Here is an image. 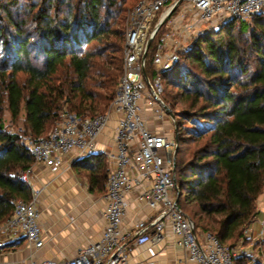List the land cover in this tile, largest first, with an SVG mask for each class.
Returning <instances> with one entry per match:
<instances>
[{
	"label": "trees",
	"instance_id": "trees-1",
	"mask_svg": "<svg viewBox=\"0 0 264 264\" xmlns=\"http://www.w3.org/2000/svg\"><path fill=\"white\" fill-rule=\"evenodd\" d=\"M57 2L53 14L42 6L31 16L32 30L1 6L15 31L0 26L7 51L1 61L0 107L6 99L17 118L23 104L35 137L49 132V124L59 120L66 105L80 115L106 112L123 71V34L114 50L118 56L108 54L114 33L104 22L105 0ZM263 13L251 17L256 20L252 30L248 19H234L201 32L188 51V61L173 68L180 81H170L182 90L188 106L184 115L207 125L198 132L199 145L189 151V158L180 164L176 160L179 206L183 197L194 203L191 214L180 207L198 228L224 243L244 237L258 216L256 203L264 190V19L257 17ZM152 51L155 43L148 55ZM33 162L26 143L7 131L0 119V223L12 215L17 201L32 199L23 173ZM99 166L103 171L92 176L98 185L108 176L106 165ZM262 252L264 256V248Z\"/></svg>",
	"mask_w": 264,
	"mask_h": 264
},
{
	"label": "built area",
	"instance_id": "built-area-1",
	"mask_svg": "<svg viewBox=\"0 0 264 264\" xmlns=\"http://www.w3.org/2000/svg\"><path fill=\"white\" fill-rule=\"evenodd\" d=\"M138 0L127 16L123 71L109 109L101 114L65 113L43 136H30L25 142L35 163L58 171L66 156L72 153L87 156L98 151L100 135L116 114L114 131L115 166L106 179L105 222L100 241L82 248L65 264H134L127 244L158 241L169 225L176 244L185 250L183 264H236L240 249L224 243L216 234L204 232L179 206L180 190L176 179V157L172 155L174 135L150 128L145 110L153 121L162 122L168 115L162 98V73L179 62L178 50L167 49L171 31L161 34L164 27L179 32L185 38L197 24L214 21L246 20L264 12V0ZM179 4V5H178ZM168 21L159 24L174 7ZM189 17L187 22H184ZM184 24V26H183ZM154 36L153 65L157 75L151 78L144 53L148 40ZM151 45V46H152ZM146 74H145V73ZM144 102V105H143ZM169 106V105H168ZM170 107V106H169ZM176 170V169H175ZM30 170L23 175L25 180ZM137 192V201L155 211L136 222L134 231L124 230L128 196ZM33 194L30 201H17L12 215L0 223V239L25 237L34 248L44 245L39 208ZM264 236V230L259 234ZM149 252L155 255L151 247ZM32 264H55L52 261ZM147 264H156L150 260Z\"/></svg>",
	"mask_w": 264,
	"mask_h": 264
},
{
	"label": "crops",
	"instance_id": "crops-1",
	"mask_svg": "<svg viewBox=\"0 0 264 264\" xmlns=\"http://www.w3.org/2000/svg\"><path fill=\"white\" fill-rule=\"evenodd\" d=\"M167 49H173L170 41ZM144 115L152 130L171 134L168 129L170 122L165 120L155 123L149 110H145ZM117 118L116 114L111 116L107 128L98 139L96 153L78 156L74 152L65 157L58 171L33 162L25 181L32 188L33 194H37L44 245L34 248L25 237L5 241L0 239V246L14 250L3 255L0 253V264H32L44 261L65 264L82 248L101 240L105 227L102 211L106 205V179L104 184L98 185L92 183V176L100 175L99 172L103 171L99 166L101 162L106 165L107 175L115 166L114 131ZM26 172L27 170L23 175ZM128 197L124 230L132 233L137 221L148 218L155 211L137 201V192L130 193ZM257 202L258 216L245 231L250 236H258L264 229V190ZM23 242H27L24 247L21 246ZM151 247L155 250L154 256L149 252ZM127 251L134 264H147L150 260H155L156 264H183L186 256L185 250L176 244L169 225L158 241L143 245L130 241Z\"/></svg>",
	"mask_w": 264,
	"mask_h": 264
},
{
	"label": "rangeland",
	"instance_id": "rangeland-1",
	"mask_svg": "<svg viewBox=\"0 0 264 264\" xmlns=\"http://www.w3.org/2000/svg\"><path fill=\"white\" fill-rule=\"evenodd\" d=\"M64 1V0H60ZM115 4L110 5L109 0H105L106 7L102 8V13L105 17V23L108 27V29L113 32L114 34L110 35L109 41L111 42V49L108 54L113 56H118L114 50L119 45V36L121 37V34H123L124 37V30L126 26L127 16L133 6L138 2V0H114ZM57 0H17L16 4H13V0H0V26L6 25L10 32H13L14 34V26L12 21L10 20L9 16L3 11L2 5L8 7V11L12 14L13 19L16 21H26L28 22V25L25 27L29 30H32L33 27L31 23L29 22L31 19V16L35 14V12L41 8L42 6L48 7L49 12L51 14L54 13V6L57 5ZM35 4L36 8L32 9L31 5ZM64 7V6H63ZM65 8V7H64ZM66 16V14H61L60 17L63 18ZM258 18L264 19V13L262 15L257 16ZM246 20L250 24V30L252 28L256 27V20L255 18H247ZM189 20V17L186 18L184 22H187ZM11 21V22H10ZM8 24V25H7ZM222 21H214V22H208V23H200L197 24V27L194 29L193 33L187 38H185L184 35L180 34L179 32H174L167 27L161 31V34L170 32L172 33V37L170 39L171 45L173 46V49L176 47L178 50V56H179V62L177 63H184L188 61L187 55L188 51L193 47L194 43L196 42L197 38L199 37V34L204 31H209L213 28H218L221 26ZM239 23L236 22L235 27L232 29L233 32L237 31ZM184 26V24H183ZM220 28V27H219ZM96 45L97 42H94ZM123 44V43H122ZM121 44V45H122ZM5 44L0 41V70L3 68V65L1 63L3 57L7 55V51L5 49ZM37 54L35 53L34 56ZM152 56L153 51L149 53L148 55V70L151 71V78L154 79V77L157 75V67L153 65L152 62ZM39 60L41 61L42 58L39 57ZM162 87H163V94L162 98L163 100L170 106V108L174 109L175 112V120L171 119L169 115L165 117V120L163 122H170V126L168 129L170 130L171 135H174L178 137L179 139V149L176 154V160L180 164L181 160L188 159L189 158V151L193 150L196 146L199 145L197 142V134L198 132L204 130L207 128V125L203 123L204 121L202 119H189V114H187L183 111L188 110V106L184 104V99L181 98V88L178 86H174L170 83L171 80L177 79L179 74H177L176 69H170L165 71L162 75ZM25 75L20 73L19 79L23 81ZM180 84V83H179ZM0 119L5 125V129L11 133L18 134L23 142H26L28 138H30V131L28 129L27 121H26V111L24 109V105L22 104L20 114L17 118H13L12 113L9 109L8 102L5 99L2 103V106L0 107ZM109 109V107L106 109V111ZM73 109H70L69 105H66L64 109L61 111L59 120L63 118V115L65 113H75L73 112ZM105 111H99V112H87V115H97L101 114ZM57 120V121H59ZM51 122L49 124L48 131L55 125L57 122ZM157 123V122H156ZM167 128V127H166ZM176 148V147H175ZM175 148L172 152V155L175 156ZM181 207H183L189 214H191V210H193L194 203H189L184 201V197L181 200ZM256 208H258V202L256 203ZM262 227V226H259ZM260 230V228H259ZM264 230V229H263ZM263 241L264 236L260 237L258 236H250L249 232L245 233L244 237L238 239L235 242H227V244H230L231 246L238 247L240 249V256L237 259V264H264V256H263ZM27 242H23L21 244L22 247L26 246ZM14 250H12L9 247H2L0 246V253L1 255L10 253Z\"/></svg>",
	"mask_w": 264,
	"mask_h": 264
},
{
	"label": "water",
	"instance_id": "water-1",
	"mask_svg": "<svg viewBox=\"0 0 264 264\" xmlns=\"http://www.w3.org/2000/svg\"><path fill=\"white\" fill-rule=\"evenodd\" d=\"M181 2H182V0L179 2V4H180ZM179 4H178V5H179ZM178 5H177L176 7H174V9H173L169 14H167V15L164 17V19L162 20V22L159 24L158 28L162 27V26L168 21L170 14H171L174 10L177 9ZM153 40H154V36H151V37L149 38V40H148V43H147V46H146V50H145V53H144V56H143L144 59H147V55H148L149 49H150V47H151V45H152V43H153ZM144 73H145V72H144ZM145 74H146V73H145ZM164 108L166 109V111H167L168 115L171 117V119L175 120V115H174L172 109H171L168 105H166V104H164ZM175 142H176L175 157H176V154H177L178 149H179V139H178L177 136H175ZM175 169H176V166H175V168H174V172H175Z\"/></svg>",
	"mask_w": 264,
	"mask_h": 264
}]
</instances>
